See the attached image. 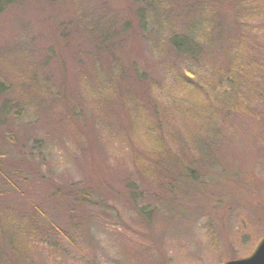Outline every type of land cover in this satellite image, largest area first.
I'll return each mask as SVG.
<instances>
[{"label":"rangeland","instance_id":"374dc122","mask_svg":"<svg viewBox=\"0 0 264 264\" xmlns=\"http://www.w3.org/2000/svg\"><path fill=\"white\" fill-rule=\"evenodd\" d=\"M144 2L0 0V264H223L264 239V85L241 98L230 56L257 0Z\"/></svg>","mask_w":264,"mask_h":264},{"label":"trees","instance_id":"16d2710c","mask_svg":"<svg viewBox=\"0 0 264 264\" xmlns=\"http://www.w3.org/2000/svg\"><path fill=\"white\" fill-rule=\"evenodd\" d=\"M145 1H147V3L144 2L147 5V10L149 11L150 9H152V11L154 13V18H157V19L161 20L162 22H165L167 20V18L170 17V15H171L169 13L170 12V4L167 2V0L164 3L167 6V12H168L169 15L165 14V9L163 11H159L158 12V10L160 9L159 8V1L160 0H145ZM206 1H208V0H200L199 3H202V4L197 5V8L195 10H197V9L204 10V8L206 6L205 3H207ZM255 5H254V9L255 10H253L251 12L252 13L251 14V18L247 20L248 22H246L248 31H249V28L254 30L255 26L256 25H260L262 23L261 20L264 19L263 18V15H264V6H263L264 2L262 0H257V3ZM201 10H200V12H201ZM205 10H206V8H205ZM208 12H206V13H204L202 15V17L204 18L202 21L207 23V24H209L210 26H212L213 25L212 22L214 20H216L217 18L215 19V16H216L215 15V11H212V12H209V13ZM207 13H208V16H207ZM255 18L257 19L256 25H254L253 22H252V20L255 19ZM239 22H240V20L236 21L235 22L236 25H238ZM238 26H242L241 27L242 29L237 30V29H239ZM238 26L233 29V34H234V31H235L236 39L233 41V44H232V47H231L232 51L230 53V56L233 58V60L231 59L232 60L231 64H233V67H232L233 70H235L234 69V64H236L238 66L236 70L239 73V78H240L239 81L242 83V86H240V88H242V92L240 94V96L242 98L243 96L248 97L247 94H249V96L250 95H254L253 93L257 92V90L259 89V86L264 85V59L259 60L260 59L259 56H256L255 58H252L251 56H247L244 59V61H246V62L249 61L250 63H253V65H251L252 68L247 67L246 66V62H243L242 59H241V62L237 61V59H239V57H238L239 55H240V57H243V53L245 52V46H246L247 37H249V39L251 41V38L248 35V31L246 33L244 32L245 28H243L242 21H241V24H239ZM167 29H170V25H168L166 30ZM168 36L171 37L172 35H168ZM185 39H188V38H185ZM206 39L207 40L211 39V33L207 35ZM171 40H172L173 44L175 46H177L178 48H182L183 47L186 53L194 54L195 51H196L197 42H195L193 40H185L184 41V38L178 36L177 34H175L171 38ZM156 41L159 44L158 40H156ZM250 41L247 42L248 45L246 46V48L249 47V42ZM237 43H239L240 51L238 53H235V52H233V49H234V47L236 46ZM250 46L253 47V44H251ZM198 47H199V51L202 48H203V50H201V52L205 51L206 47L204 45H203V47H202V45H199ZM252 50H254L253 52L255 53V55H259V54L263 53L264 52V43H263V41L258 39L255 42L253 48L249 47V52L252 51ZM229 60H230V58H229ZM224 75L226 76V78H229V79L231 78L232 79V77L229 76V74H225L224 73ZM113 81L114 80H111L110 82L112 83ZM200 84H202V83H200ZM219 85H221V84H219ZM219 85H218V87H222V86H219ZM213 87H210L209 90H214ZM214 93L215 92H213V91L211 93H208V90H206L204 92L203 91H198V95H199L198 98L205 105L206 103H208V101H210V98H211V100H213V97L216 96ZM200 94H201V96H200ZM209 103H212V102L210 101ZM240 106L241 105H239L237 107H240ZM149 124H150L151 127H153V128H150V130H151V134L154 135V138H155L156 143H157V147H155L152 150V153H149V154L154 155L156 157L158 156V158L171 156V154H172L171 151H172L174 146L172 144H170V141L166 140L165 135L162 133V130H161L162 127H161L160 122L158 120H156V121L153 120V121H150ZM203 145H204V142H203L202 139L199 142L196 143V146H203ZM198 150H200V149H198ZM147 152H149V149H147ZM198 154H201V151H199ZM174 159H176V158H174ZM201 160L205 161V159H201ZM162 164L164 166H166V164H164L161 161V163H159V165L161 166ZM0 257L7 262V259H8L9 256H8L7 252H2L1 249H0Z\"/></svg>","mask_w":264,"mask_h":264},{"label":"water","instance_id":"95a60500","mask_svg":"<svg viewBox=\"0 0 264 264\" xmlns=\"http://www.w3.org/2000/svg\"><path fill=\"white\" fill-rule=\"evenodd\" d=\"M224 264H264V239L259 243L251 255L240 259L230 260Z\"/></svg>","mask_w":264,"mask_h":264}]
</instances>
